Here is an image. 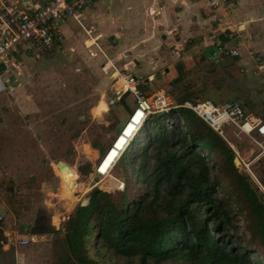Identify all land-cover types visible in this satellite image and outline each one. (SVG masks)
Here are the masks:
<instances>
[{
    "label": "rangeland",
    "instance_id": "obj_1",
    "mask_svg": "<svg viewBox=\"0 0 264 264\" xmlns=\"http://www.w3.org/2000/svg\"><path fill=\"white\" fill-rule=\"evenodd\" d=\"M254 1L256 6L240 8L247 13L238 14L240 23L232 26V31L227 28L235 35L231 39L238 42L243 55L237 69L229 67L230 61L225 57L221 63L210 58L202 67L205 72L194 74L185 88L171 87L168 81L167 93L161 90L149 96L154 99L157 92L166 96L171 93L175 99L168 101L173 104H180L187 98L192 101L210 99L218 104L238 100L247 114L264 121V0ZM227 38L230 37H222V40ZM78 49L82 50L73 55L55 51L40 55L43 58L36 60L30 59L28 53L23 54L26 66L23 77L18 76L22 78L20 85L12 92L0 93V211L4 215L1 223L4 244L8 245V238L15 235L31 237L24 246L7 249L3 246L0 264H60L57 252L61 249L53 243L54 233L35 230L40 229L39 224L62 227L78 204L88 202L93 187L107 191L122 187L118 185L121 177L115 176L114 171L98 176L95 167L112 146L137 101L131 93L124 92L113 70L106 71L103 57L100 60L89 57L82 45ZM123 94L127 97L125 102L131 105L129 112L125 104L119 103ZM145 125L146 121L137 132L136 140L141 139ZM218 132L235 149L239 170L251 175L250 179L259 187L254 186L261 189L257 190L259 194L264 192V155L258 157L259 148L234 125L226 124ZM135 139L131 144L136 143ZM94 144L100 146L99 152L93 149ZM64 158L72 162L59 167L57 162ZM85 161L92 162V173L83 174L78 170ZM62 181L72 187L74 198L62 195ZM234 203L233 216L239 211L237 200L234 199ZM237 205L240 206V202ZM238 217L234 225H239V229L231 228V233L245 234L251 218L247 211ZM29 228L31 232L27 233ZM63 233L59 230L55 234L62 237ZM244 243L257 253L253 258L264 264V245L257 236H246ZM105 259L108 261L102 264H129L118 257Z\"/></svg>",
    "mask_w": 264,
    "mask_h": 264
},
{
    "label": "trees",
    "instance_id": "obj_2",
    "mask_svg": "<svg viewBox=\"0 0 264 264\" xmlns=\"http://www.w3.org/2000/svg\"><path fill=\"white\" fill-rule=\"evenodd\" d=\"M160 113L147 118L141 139L134 138L111 170L123 188L95 186L64 227L35 230L54 233L60 264H102L106 257L129 264H261L244 241L252 235L264 245V192L239 170L235 149L192 109ZM78 170L92 173L93 164L85 161ZM234 199L240 206L233 216ZM245 211L249 229L231 233Z\"/></svg>",
    "mask_w": 264,
    "mask_h": 264
},
{
    "label": "crops",
    "instance_id": "obj_3",
    "mask_svg": "<svg viewBox=\"0 0 264 264\" xmlns=\"http://www.w3.org/2000/svg\"><path fill=\"white\" fill-rule=\"evenodd\" d=\"M30 3L29 0H0V14L6 7L12 8L17 4L18 7L27 8ZM246 5L250 8L256 3L254 0H96L82 11V22L95 26L94 34L101 37L103 47L116 61L117 67L141 76L143 80H138L137 87L141 86L148 93L146 95H151L161 90L167 93L169 86L185 88L194 74L205 72L202 67L210 58L221 63L225 57L230 61L229 67L237 69L243 55L238 42L231 39L235 35L230 31L233 30L232 26L240 23L238 14H247L246 10L240 9ZM61 29L65 38L54 52L73 55L82 50L78 49L82 45L89 57L103 59L101 55L90 54L85 44L87 34L76 20L62 22ZM219 31L222 32L216 33ZM222 37L230 38L222 40ZM231 48H237L239 54L229 53L228 49ZM23 54L13 53L18 66L16 72L5 76L6 82L10 83L6 91L12 92L22 81L18 76L23 77L25 71ZM43 56L31 55L30 59ZM104 68L106 71L112 70L109 66ZM118 82L122 83L121 79ZM167 96L170 100L175 99L174 94ZM125 99L127 97L123 94L119 103L125 104L129 112L131 105ZM29 229L27 233L31 232ZM4 247L9 248L7 244Z\"/></svg>",
    "mask_w": 264,
    "mask_h": 264
},
{
    "label": "built area",
    "instance_id": "obj_4",
    "mask_svg": "<svg viewBox=\"0 0 264 264\" xmlns=\"http://www.w3.org/2000/svg\"><path fill=\"white\" fill-rule=\"evenodd\" d=\"M29 1L31 5L27 8L18 7L16 4L12 8H4L0 14V92L10 86V83L6 82L5 76L12 75L17 70L18 65L13 53H28L30 55L40 56L54 52L58 48L57 46L63 43L65 38L63 30L61 29V23L68 19H74L83 27L87 34L85 44L90 49V54L92 56L101 55L104 58V67L109 66L119 78L125 80L124 92L131 93L137 101V105L132 112L133 116L129 117L125 123L128 121L131 122L140 109L144 112V115L141 117L146 121L151 113L167 112L171 108L180 106L188 107L217 131L226 124L236 126L260 147V154L264 155V121L247 114L243 105L238 100H230L221 104L210 99L197 102L186 100L180 104H173L161 92H157L154 99L143 93L137 87L138 80L142 77L127 73L118 68L116 61L108 55L103 47L101 37H97L94 34V30H96L95 26H87L82 22V11L90 7L96 0ZM214 4L216 5L217 3L214 2ZM68 50L71 49L68 48ZM228 52L233 55L239 54L237 48L228 49ZM130 122L127 125L124 124L125 126L123 125L125 127L124 129L122 126L118 133H121V135L117 141L122 135L126 134L125 130ZM138 131L139 129L134 130L133 135L129 137L122 152L130 145ZM117 141L112 144L116 145ZM115 162H113L109 169L108 167L102 169V163L97 165L95 169L98 172V176L109 175ZM119 186L123 188L121 181ZM2 218L3 213L0 211V219ZM8 240L9 247L24 246L31 241V237L15 235L14 237H9Z\"/></svg>",
    "mask_w": 264,
    "mask_h": 264
},
{
    "label": "bare ground",
    "instance_id": "obj_5",
    "mask_svg": "<svg viewBox=\"0 0 264 264\" xmlns=\"http://www.w3.org/2000/svg\"><path fill=\"white\" fill-rule=\"evenodd\" d=\"M115 76H116V75H115ZM120 79H121V81H122V80L124 81L123 86H125V85H126L125 80L122 79V78H120ZM123 81H122V83H123ZM185 101H186V100H185ZM189 101H191V100H189ZM198 101H200V100H198ZM183 102H184V101H183ZM183 102H182V103H183ZM192 102H197V101H192ZM180 107H183V106H180ZM186 108H188V107H186ZM190 109H191V108H190ZM142 115H144V112L140 109V110L138 111V113L135 115V117L133 118V120H132L131 122L128 121V122H130V124L127 126V128H126V130H125L126 134L122 135V136L120 137V139L117 141L118 137L121 135V133H120V134L116 137V139L113 141V144L117 141L116 145H113V144H112V146H110V148L107 150V152L105 153V155H104L103 158L101 159L100 163L98 164V165H100V164L102 163V169H106L107 167H108V169H109V167L111 166L110 164H111L112 162H115V161L117 160V158L119 157V155L121 154L122 150L124 149V147L126 146L128 140H129V137L133 135L134 130H136V129H140V128L143 126L142 123H144V120H143V117H141ZM132 116H133V114H132L130 117H132ZM140 117H141V118H140ZM128 122L125 123V125H127ZM125 125H124V126H125ZM124 126H123V129L125 128ZM243 133H244V132H243ZM244 134H245V133H244ZM245 135L248 137L247 134H245ZM248 138H249V137H248ZM249 139H250V138H249ZM250 140H251V139H250ZM251 142H252L257 148H259V150H260V147H259L257 144H255L252 140H251ZM260 156H263V154H260V153H259L258 157H260ZM64 179H65V178H64ZM120 181L123 183V181H122L121 179H118L119 184H120ZM119 184H118V185H119ZM123 186H124V183H123ZM61 191H62V195H65V196L68 197V198H74V194H73V192H72L70 186L66 183V181H62V190H61Z\"/></svg>",
    "mask_w": 264,
    "mask_h": 264
},
{
    "label": "water",
    "instance_id": "obj_6",
    "mask_svg": "<svg viewBox=\"0 0 264 264\" xmlns=\"http://www.w3.org/2000/svg\"><path fill=\"white\" fill-rule=\"evenodd\" d=\"M70 162H72L71 159L64 158L63 160L58 161L57 164H58L59 167H62L61 164H64V165L67 164L68 165V163H70ZM95 175H98V172L97 171H95ZM27 230L30 231V229H27Z\"/></svg>",
    "mask_w": 264,
    "mask_h": 264
},
{
    "label": "clouds",
    "instance_id": "obj_7",
    "mask_svg": "<svg viewBox=\"0 0 264 264\" xmlns=\"http://www.w3.org/2000/svg\"><path fill=\"white\" fill-rule=\"evenodd\" d=\"M132 142V141H131Z\"/></svg>",
    "mask_w": 264,
    "mask_h": 264
},
{
    "label": "flooded vegetation",
    "instance_id": "obj_8",
    "mask_svg": "<svg viewBox=\"0 0 264 264\" xmlns=\"http://www.w3.org/2000/svg\"><path fill=\"white\" fill-rule=\"evenodd\" d=\"M42 218V217H41Z\"/></svg>",
    "mask_w": 264,
    "mask_h": 264
}]
</instances>
